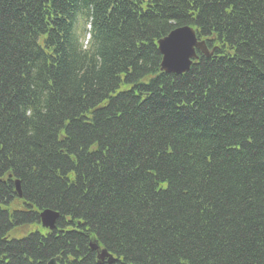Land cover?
<instances>
[{
	"label": "trees",
	"instance_id": "1",
	"mask_svg": "<svg viewBox=\"0 0 264 264\" xmlns=\"http://www.w3.org/2000/svg\"><path fill=\"white\" fill-rule=\"evenodd\" d=\"M185 25L214 53L164 73ZM46 208L53 232L8 234ZM91 242L264 264V0H0V264H99Z\"/></svg>",
	"mask_w": 264,
	"mask_h": 264
},
{
	"label": "water",
	"instance_id": "2",
	"mask_svg": "<svg viewBox=\"0 0 264 264\" xmlns=\"http://www.w3.org/2000/svg\"><path fill=\"white\" fill-rule=\"evenodd\" d=\"M159 52L162 55L161 69L170 74H183L189 71L191 67V60L196 59L197 48L205 55L210 56L205 42H199L196 33L189 27H181L171 31L166 37L159 42ZM16 193L22 197L21 183L19 180L15 181ZM60 218V213L52 209H44L39 213V219L44 228L54 230L57 221ZM92 250L98 252L99 262L103 263L107 259L108 264H113L116 259L108 252L107 249L98 251L95 244L90 245ZM60 258H55L49 264H56Z\"/></svg>",
	"mask_w": 264,
	"mask_h": 264
},
{
	"label": "rangeland",
	"instance_id": "3",
	"mask_svg": "<svg viewBox=\"0 0 264 264\" xmlns=\"http://www.w3.org/2000/svg\"><path fill=\"white\" fill-rule=\"evenodd\" d=\"M19 209H22V204H21V202H16V201H14L13 203H12V205L11 206H9V210L11 211V212H13V211H17V210H19ZM21 227V226H20ZM20 227H17V229H14V230H11L10 232H8V234H10L11 236H18L19 235V230L21 229H23V228H20ZM19 228V229H18ZM38 228H42V227H38ZM36 228H34V229H32V230H35ZM28 230H29V228H28ZM23 231V230H22ZM25 232H27V227L25 226Z\"/></svg>",
	"mask_w": 264,
	"mask_h": 264
}]
</instances>
